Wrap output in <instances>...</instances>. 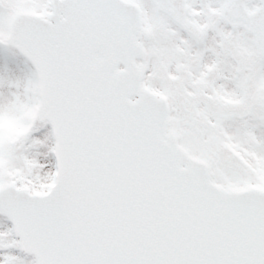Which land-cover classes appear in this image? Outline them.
I'll return each instance as SVG.
<instances>
[{
	"label": "snow or ice",
	"instance_id": "obj_1",
	"mask_svg": "<svg viewBox=\"0 0 264 264\" xmlns=\"http://www.w3.org/2000/svg\"><path fill=\"white\" fill-rule=\"evenodd\" d=\"M0 264H264V0H0Z\"/></svg>",
	"mask_w": 264,
	"mask_h": 264
}]
</instances>
